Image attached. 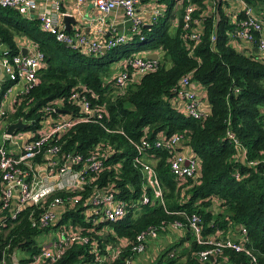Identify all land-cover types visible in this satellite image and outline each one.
Here are the masks:
<instances>
[{
  "label": "trees",
  "instance_id": "trees-1",
  "mask_svg": "<svg viewBox=\"0 0 264 264\" xmlns=\"http://www.w3.org/2000/svg\"><path fill=\"white\" fill-rule=\"evenodd\" d=\"M238 1L264 11V0ZM158 2L167 8L157 22L145 25L143 33L130 42L98 55L70 48L45 31L39 19L0 6V45L6 47L0 57L7 49L8 56L20 53L24 39L36 43L45 56L44 66L37 71V85L19 98L4 119L8 125L23 119L30 123L28 130L36 132L48 116L59 119L64 112L77 118L80 104L68 100L73 90L87 94L96 113L102 110V117L80 122L58 143L63 152L84 158L112 147L111 155L103 159V171L93 174L81 191L64 190L51 195L82 196L86 201L98 184L114 188L117 196L129 202L130 211L124 219L101 221L88 233L99 248L127 239L123 257L134 255L131 247L142 230L151 225L166 226L173 220L181 221L187 229V217L198 214L204 236L218 233L226 237L230 229L241 226L247 234L243 244L255 260L245 252L224 249L200 262L194 253L202 245L193 241L184 247L181 241L161 249L155 264H264V56L253 51L255 46L250 43L242 47L246 42L232 36L245 15L241 10L232 20L227 12L228 0H221L219 5L216 0H183L174 27L170 18L176 0ZM188 3L194 8L193 20L190 29H185L183 15ZM192 29L200 33L196 43L188 38ZM152 53L158 54V69L139 76L123 91L118 89L116 64L121 63L120 72L131 73L135 69L122 59ZM190 73L193 82L203 87L209 106V112L199 119L179 108L175 93L180 78ZM9 84L5 81L1 92ZM61 99L64 102L58 111L44 112L46 106ZM160 132L181 135V148L191 150L200 159L198 174L181 180L169 170L167 150H151L148 157L141 155L156 169L163 203L157 188L149 184L135 161L140 156L136 144L143 138L154 141ZM228 132L238 140L239 150L229 140ZM146 193L152 199L150 204L141 203ZM2 195L0 172V264H13V256L19 251L25 254V260V256L42 248L38 237L45 230L32 224L34 207L24 209L13 219L10 210L2 209ZM82 211L81 205L68 210L61 224L89 225ZM39 212L37 209L34 216ZM187 237L191 240L189 234ZM89 246L76 243L52 264H93L95 255ZM123 262L121 257L113 264Z\"/></svg>",
  "mask_w": 264,
  "mask_h": 264
},
{
  "label": "built area",
  "instance_id": "built-area-1",
  "mask_svg": "<svg viewBox=\"0 0 264 264\" xmlns=\"http://www.w3.org/2000/svg\"><path fill=\"white\" fill-rule=\"evenodd\" d=\"M66 1L75 2L78 5L93 4L102 14L101 21L121 10L124 20L129 22V32L116 31L110 35L103 26L96 29L94 36L81 29L69 31L61 24V18L67 15L62 12L63 2ZM182 1L177 0L179 6H181ZM139 2L140 0H0V6L13 8L25 16L34 17L32 12L43 3L46 9L38 15V19L45 31L55 35L58 41L70 48L81 49L89 54L98 55L104 50L108 51L121 44H126L133 40L136 35L143 33L146 21L144 19L145 14L138 12ZM240 3L245 17L238 22V27L235 28L232 36L236 40L254 45L257 51L264 56V37L262 36L264 14L257 16L252 7L243 2ZM166 8L164 4L159 6L155 4L151 10L146 9L145 12L150 17L149 22L151 24L157 22L158 17L166 11ZM193 10L191 4H186L183 15L185 29H190ZM107 34L110 36L106 37ZM142 37L144 36L142 35ZM188 38L196 43L200 38L199 31L192 29ZM27 49L25 54H23L22 49L20 53L11 56H8L10 50L7 49L5 56L0 57L5 81L10 83L2 92V86L0 87V119L6 113L7 109H4V106L8 102L15 101L10 106L13 108L19 98L28 94L37 85V71L44 66L45 56L36 43ZM125 62L135 70L131 73L123 70L116 76L115 82L121 91L136 81L139 76L158 69V59L144 56H131L126 58ZM199 87L201 85L193 82L190 73L180 78L175 90L178 100L183 103L184 113L195 119L202 118L209 112V106H205L200 98ZM68 100L74 104H80L79 117H70L69 113H64L62 109H59L62 112L59 119L43 126L37 132L36 137L28 139L19 147V151H14L6 144L0 145V172L3 183L2 209L10 210L11 217L16 219L24 209L30 206L34 207L32 212L33 226L45 231H56V235L50 244L43 245L36 254H28L25 256V260L14 254L12 263H56L74 244L80 243L90 245L89 249L95 255L93 264H113L121 257L124 260L122 264H136L135 256L147 253L148 244L150 240L158 236L159 229L165 230L167 227L184 229L185 226L178 220H173L161 227L151 225L137 234L131 247V252L134 255L123 257L125 247L129 244L127 239H121L120 243L117 244H107L101 249L91 241L88 235V233L93 232V228H96L99 222L118 221L128 215L130 211L129 202L117 196L114 188L102 187L97 184L92 195L86 201L82 200V196H55L51 198V195L58 191H81L90 183V177L93 174L96 176L103 171V159L107 155H111L113 151L112 147L105 150L100 149L88 158L73 152L62 151V147L58 143L62 136L80 122H90L94 117H102L103 114L102 110L96 113L87 94L79 90H73ZM63 102L64 100L61 99L50 103L44 108V112L50 114V112L58 111ZM228 138L235 149L239 150L240 144L235 136L228 132ZM181 146V135H166L164 132H160L154 141L143 138L140 144H136L138 153H140V156L135 159L136 165L141 166L148 182L157 188L161 203L163 200L156 169L141 155L144 154L145 157H148L151 156V150H167L169 152L170 172L173 176L184 180L198 174L200 159L192 155L191 150H185ZM151 200V197L146 193L141 198V203L150 204ZM78 205L82 206V214L89 225L75 227L71 224H61L62 215L70 209H75ZM37 209L40 212L34 216ZM187 220V229L193 234L195 242L202 245L194 253L198 261L205 262L224 249L245 252L252 256V251L243 244L247 240V234L243 228H241V237L238 240L221 237L218 233L204 236L202 235V220L198 214L188 216ZM252 260H255L254 256H252Z\"/></svg>",
  "mask_w": 264,
  "mask_h": 264
},
{
  "label": "crops",
  "instance_id": "crops-1",
  "mask_svg": "<svg viewBox=\"0 0 264 264\" xmlns=\"http://www.w3.org/2000/svg\"><path fill=\"white\" fill-rule=\"evenodd\" d=\"M155 4H157L159 6L162 3L158 2V0H140V2H139L138 12H141L143 15L145 14L144 19L146 21V25L151 26L152 24L149 22L150 17L148 16L149 14H147L145 12V10L146 9L151 10V8ZM45 9H46L45 4L41 3L40 7L32 12V15H34V18L38 19V15H40L42 12H44ZM178 9H179V4L176 0V4H175L174 9H173V17L170 18L171 27H174L178 22ZM262 9L264 10V6ZM62 10H63L62 12L66 13V14L75 16V19L77 20L78 23L72 24L73 30L81 29V30L85 31L86 33H90L92 36H94L96 34L95 33L96 29H99L101 26H103V28L107 29V31L109 32L110 35L114 34L116 31H118V32L124 31L126 33L129 32V22L124 20L123 12L121 10L111 14L107 19H104V21H101V18H103L101 16L102 14L99 12V10L93 4L87 3L85 5H78L75 2L66 1V2H63ZM227 10H228L227 12H229V14H231L230 18L232 20H234L235 14L239 13L242 10V5L238 0H228ZM259 11L260 10H254L256 15L262 16V13L264 11L263 12H261L262 10L260 12ZM63 18L64 17L61 18V24H62V26L65 27V23H64ZM262 36L264 37V29L262 31ZM32 45H33V43H32V40H30V39H24L21 42V48L22 49L30 48ZM244 46L247 47L248 44L244 43L242 47H244ZM5 48L6 47L4 45H0V53ZM252 48H253V51L258 52L255 47H252ZM116 65H118V67L115 68V75H118L120 73V70H121V63H117ZM4 83H5V76H4V72L2 70V67L0 65V87L3 86ZM198 91H199L200 98H201L203 104L206 106V99L204 96L203 87L202 86L199 87ZM177 102H178L179 108L184 112L183 103L181 101H177ZM14 103H15V101L11 100L10 102H8L4 106V109H7L5 115L9 112H12V110L14 109L15 106L13 108L12 107L10 108V106H12ZM0 105H1V101H0ZM4 116L2 119H0V145L6 144L10 148H13L14 151H16V152L19 151V147L25 141H27L28 139H32V138L36 137L37 132L43 126L47 125L48 123H50L53 120H56V118H54L52 115L48 116L44 120L42 127L39 130H37L36 132H34L32 130H28L30 123L24 121L25 123L28 124V126L25 129H19L13 136H10L7 134V129L11 124L8 125L9 122L7 119H4ZM18 136L19 137L22 136V139L18 140L19 139ZM241 228L242 227L240 226L236 230L230 229L228 234H225V236L238 240L241 237ZM49 232L50 231H44L42 234H48ZM54 232L56 235V231H54ZM188 234L191 236V240L187 237ZM55 235L51 236V240L53 239V237ZM160 236H163L166 239L165 243H167L168 245L172 244L174 242H181L182 241V244H183L182 246L185 247V246H189L191 244V242H193V241L195 242V238H194L193 234L190 232V230H188V229H174L171 227H167L165 230L159 232L158 236L156 238H153L152 240H150V242L155 240V239H158V237H160ZM221 237H224V236L221 235ZM226 237H224V238H226ZM51 240L50 241L46 240L45 243L41 244V245L42 246L48 245V244H50ZM165 245H162V247L159 248V251L161 249H164ZM148 246H149V244H148ZM180 248H181V245H180ZM19 252L17 253V255L20 259H22V255L20 256ZM155 254H157V251ZM138 256L139 255L135 256L136 264H137L136 257H138ZM147 257L149 258V254L147 255Z\"/></svg>",
  "mask_w": 264,
  "mask_h": 264
},
{
  "label": "rangeland",
  "instance_id": "rangeland-1",
  "mask_svg": "<svg viewBox=\"0 0 264 264\" xmlns=\"http://www.w3.org/2000/svg\"><path fill=\"white\" fill-rule=\"evenodd\" d=\"M125 60L122 59V62ZM263 108H264V105H263ZM19 137V136H18ZM22 139V136L19 137L18 140ZM149 184H151L149 182ZM152 185V184H151ZM52 235H55V232L54 231H50L48 234H41L39 237H38V242L40 244H44L46 240L50 241L51 240V236ZM166 242V239L163 237V236H160L158 237V239H155L153 241H151L149 243V246H148V249H147V254H141L139 255L138 257H136V261H137V264H155V260H156V256L157 253H159V248L162 247V245H165V247H167V243ZM149 254V258L147 257V255ZM19 255H23L22 252H19Z\"/></svg>",
  "mask_w": 264,
  "mask_h": 264
},
{
  "label": "water",
  "instance_id": "water-1",
  "mask_svg": "<svg viewBox=\"0 0 264 264\" xmlns=\"http://www.w3.org/2000/svg\"><path fill=\"white\" fill-rule=\"evenodd\" d=\"M218 2V5L220 4L221 0H216ZM64 23H65V28L69 31L72 29V24L73 23H78L77 20L75 19V16L72 15H65L64 18ZM23 54L27 53V49H23ZM104 52H107L104 50ZM148 58L151 59H158V54L157 53H152L147 55ZM28 126L27 123L24 122L23 119L19 120L18 122L12 123L8 129H7V134L10 136H13L19 129H25Z\"/></svg>",
  "mask_w": 264,
  "mask_h": 264
}]
</instances>
